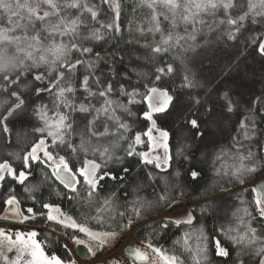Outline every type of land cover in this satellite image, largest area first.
Instances as JSON below:
<instances>
[{"label": "snow or ice", "instance_id": "snow-or-ice-1", "mask_svg": "<svg viewBox=\"0 0 264 264\" xmlns=\"http://www.w3.org/2000/svg\"><path fill=\"white\" fill-rule=\"evenodd\" d=\"M101 5H106L112 12V19L108 22L98 19ZM139 5L147 7L151 12L152 26L147 29V32L153 34L154 38L150 43L142 45L150 50V55L145 58L137 56L134 51L130 52L128 70L117 73L116 62L124 63L125 56L119 52L102 56L88 44L93 41H106L105 33L122 39L117 35L122 32L119 23L120 0H99L98 4H90L89 0H0V78L6 82L0 84V91L7 93V98L0 101V108H3V112L0 113V127L8 132V119L25 113V100L21 92L10 91L9 88L13 85H20L22 78L31 75L33 81L43 85L34 88L35 94L40 96L48 93L53 97L51 108L47 104H41L33 109V114L43 123L42 127H36L34 131L41 133L42 136H50L53 146L64 144L73 152L79 151L85 154L90 151L100 161L85 159L82 167L73 169L64 156H59V161L52 172V176L64 188L75 194L71 197L73 199L80 195L78 185L82 183L85 186V200L89 207L95 209L96 215L82 214L85 217L82 222L64 213L58 205L42 201L41 209L29 207L26 211L31 215H24L20 211V201L14 194L15 189L10 185L7 188L9 194L4 203L14 206L16 215L21 217L22 221L33 220L40 215L48 221L62 225L65 229L71 228L76 230V233H83L84 238L74 233L68 235V239L77 246H83L90 256H96L97 251L109 247L110 242L115 241L123 231L131 228L135 220L142 218L144 210L152 205L150 201L137 198L133 201L131 215L117 211L116 215L112 216L110 213L115 208V193L103 199L99 198L101 181L107 177L117 179L111 172L102 171V168L106 167L108 161L122 160V157L116 155V150L122 141H129L127 133L131 131V125L121 114L132 116L130 107L132 104L143 102L147 105L148 110L143 112V116L152 122V126L144 133H135L124 151L127 156L140 157L145 165L152 164L158 169L165 170L163 166H170L169 162L172 160L168 144L171 134L167 130L158 128L152 117L153 113H165L170 107L175 106L173 101L176 100V96L170 91V86L165 85V78L179 74L182 78L181 87L196 86L194 76L187 65V53L196 47L194 43H189L197 39L199 29L196 25H206L205 17H216L217 13L222 11L223 18L219 19L218 23L229 26L225 35L228 40L234 41L244 29L247 21L251 19L252 23H257L259 22L257 18L264 20V0H247L246 10L236 16L232 15V10L244 7V5L238 6L236 0H139ZM69 10H75L76 14H72ZM84 13H88L90 19L100 27L90 28L83 18ZM163 21L169 22L167 29L163 26ZM181 23L191 27V31L185 27L184 33L181 34L177 30ZM208 26L212 31L211 25ZM136 31L143 35L145 29L138 24ZM157 33L159 34L158 40L155 39ZM129 35L130 37L132 35L131 27ZM125 43L134 47L140 45V40L130 38ZM257 51L264 56V41L257 44ZM164 56H168L170 60H161V63L152 67L150 75L139 71L134 66V62L148 63L149 60ZM117 75H121L125 81L129 82L127 87L125 83L118 81L114 87L113 81ZM132 75L136 76V83H130ZM141 87L144 91L140 90ZM78 91L81 92L79 98L76 96ZM121 97L125 98L127 103L123 102ZM94 99L99 106L92 102ZM222 100L223 106L219 114L214 105L205 104L203 114L193 113L183 117V125L189 133H193L194 130L196 137L204 139L212 132L214 125L218 124V117L238 110V102L234 101L228 92L223 93ZM195 103L200 104V100L196 99ZM255 103L264 106V97H257ZM76 114L82 116L86 124L85 130L80 133V143L73 145L71 133L75 131ZM260 115L261 113L255 107H248L247 114L238 121L237 136L234 137L235 152L227 160L224 158L227 154L223 152V149L221 153L216 154L214 163L219 162L220 166L214 169L215 175L231 176L238 183L244 184L245 176L264 168V157L258 159L252 149L244 144V141L256 139L257 116ZM98 122L103 126L102 131L98 129ZM110 123L115 125V132L110 130ZM154 130L159 133L158 143L153 135ZM183 131L184 128L177 129V152L180 155H184L186 149L190 147L187 143L179 142ZM110 135H115V140L108 143L101 142ZM142 136L147 137L151 149L147 152H136L135 146L145 143ZM93 139L97 141L95 144L92 143ZM158 147L164 150L162 163L160 156L152 155ZM38 150L42 151L49 160L55 159L53 154L47 150L46 139L41 138L22 158V168L30 169V160L41 159ZM123 171L127 172L128 169L125 168ZM189 174L193 179L200 176V172L195 169ZM30 175V171H18L8 161H4L0 163V188L5 187L9 178L24 185ZM176 175L179 176V172ZM78 176L80 179L77 178ZM155 178L149 173V179L154 180ZM24 191L36 192L38 186L25 187ZM210 191L211 188L206 190L205 195H208ZM254 191L256 192L254 210L257 215H253L248 208H238L233 213L237 224L221 225L218 236L212 241L215 256L229 258L233 252L235 253L231 264H247L246 258L251 257L256 258L255 264H264V224L261 225L259 231L252 226V221L256 220L257 216L260 221H264V185ZM124 195L127 193L125 192ZM159 200L167 204L173 202L167 194H161ZM240 202L245 203L243 199ZM210 207L211 205L208 204L202 205L201 216L207 213ZM42 209L49 211L44 213ZM106 213L109 214L108 220L115 223V227L109 224L106 230H94L87 226L89 219L95 220L97 224H105L104 214ZM125 217L127 218L121 224L120 220ZM170 223L177 227L185 225L190 229L175 241V245L179 246L183 253L191 256L193 264H211L206 243L208 237L204 225L197 221V217L189 211L182 219L164 222L162 228L167 229ZM37 235L38 232L35 230L28 233L19 232L13 240L5 230L0 229V237L9 242L8 251H12L15 247L18 253L16 259L10 260L9 264H22V262L23 264H77L71 256L64 259L59 255L47 253L42 243L35 239ZM58 242L55 229H53L51 243L55 245ZM142 243H146L145 249L129 246L126 250L132 264H160V262L162 264H185V258L181 254L175 251L169 252L154 245L150 238H146V241ZM62 246L65 250H69L67 243ZM0 247H3L2 241H0ZM148 250H151V253ZM151 254H155L156 259ZM4 259L9 258L4 257ZM115 264H120V261L117 260Z\"/></svg>", "mask_w": 264, "mask_h": 264}, {"label": "trees", "instance_id": "trees-1", "mask_svg": "<svg viewBox=\"0 0 264 264\" xmlns=\"http://www.w3.org/2000/svg\"><path fill=\"white\" fill-rule=\"evenodd\" d=\"M237 5H244L243 8L237 7L232 10V15L236 16L241 11L246 10L247 0H236ZM90 4H98L99 0H89ZM121 15L120 26L122 32L117 34L122 39H117L110 33H105L106 41L89 42L88 46L94 48V51L100 52L102 56H107L113 52H119L125 56L124 63L116 62V72L123 73L128 70V57L130 52L134 51L137 56L149 57L150 50L142 47V45L150 43L153 40V34L148 33L147 29L152 26L150 21L151 12L147 7H140L139 0H120ZM72 14H76L75 10H69ZM85 21L89 27L99 28L100 25L92 21L88 13H84ZM223 18V12H218L216 17H205L206 25L197 24L199 29L197 32V39L194 43L196 47L193 51L187 53V65L191 70V74L195 79V87L187 88L181 87L182 78L177 74L173 77L165 78V85L170 86V91L176 96L173 101L174 107H170L165 113L155 114L156 126L162 130L170 132L171 137L168 141L170 155L172 160L169 162L170 166H163L165 170L156 168L154 165H145L140 157L133 155L127 156L124 148L127 143L131 141L135 133H144L151 127V123L143 116V112L147 111V105L143 102L130 105L133 115L127 116L121 114L127 123L131 125V131L127 133L129 141H122L120 147L116 150V155L123 159L117 161L115 159L108 161L106 167L102 171L111 172L117 179L107 177L101 181V190L99 198L109 196L115 193L114 210L110 215L115 216L117 211L127 212L131 215V209L134 206L133 201L140 198L145 201L152 202L150 208H146L142 213V218L134 221L131 228L123 231L121 235H127L133 232V238L139 242H145L146 238H150L151 242L162 249L169 252L175 251L185 258V264H193L191 256L188 253H183L179 246L175 245V241L179 239L185 231L190 229L181 225L177 227L174 224H169L167 229L162 228V224L168 220L162 217L168 210L177 205H187L191 207V212L197 217V221L202 223L205 228V233L208 237L206 241L209 249V258L211 264H231L235 253L229 258H220L215 256L213 250V239L218 236L219 227L221 225H236L237 220L233 213L236 210L248 208L255 212L256 192L253 184L264 178V168L255 173L245 176V183H238L231 176H217L215 175V168H218L219 162H215L216 154L226 153L227 160L232 155L236 146L234 145V137L237 136L238 121L247 114L249 106L255 107L260 113L257 116V136L252 141H244L246 147H250L256 154L257 158L264 157V106L260 103H255L257 97H264V56H261L257 51V44L264 41V20L257 18L259 22L252 23L251 19L246 22L244 29L238 35L236 40H228L225 33L229 30L227 24L220 25L219 19ZM99 20L108 22L112 19V12L106 5H101ZM215 21V22H214ZM144 27L145 32L140 35L136 31L137 25ZM211 25L212 31L209 30ZM163 26L167 29L169 27L168 21H163ZM132 29V35H129V28ZM185 27L191 31V27L180 24L177 29L181 34L184 33ZM135 38L140 40V45L129 46L125 43L126 40ZM67 39V38H65ZM155 39H159V34H155ZM255 40V42H253ZM161 60L169 61L168 56L149 60L148 63L134 62V66L139 71L146 74H151V69L156 64L161 63ZM102 67H105L102 65ZM83 71V69H81ZM136 76L132 75L130 83H136ZM125 83L127 87L129 82L125 81L121 75H117L113 81L114 87L116 82ZM143 82V81H142ZM6 82L0 78V84ZM43 86L40 82L33 81L31 75L22 78L20 85H13L9 90H18L21 92L25 100V113L10 117L7 121L9 131H3L0 127V163L8 161L13 168L19 170L30 171L31 175L24 185H20L9 178L4 188H0V213L4 207V201L8 196L7 188L10 185L15 189L14 194L17 199L24 205L41 209V201L44 203H51L58 205L63 212L72 216L78 222L84 221L85 217L96 215L95 209L89 207L85 200V186L81 183L78 188L80 195L75 196L70 190L60 185L52 176L50 167L41 161L30 160V169L22 168L23 157L31 150L41 138H48L42 136L41 133L35 132L34 128L42 127L43 123L33 114V109L37 105L47 104L52 107L53 97L48 93H43L37 96L34 92L35 87ZM139 87V85H137ZM131 90V89H129ZM141 91L144 89L141 87ZM228 92L234 101H237L239 108L237 111L224 115L219 118L218 124L214 125L213 130L204 139L196 137L193 133H189L187 128L183 125V117L191 114L201 115L204 113V105L212 104L215 106L217 114L220 113L223 100L222 95ZM81 92H77L76 96L79 98ZM7 98V93L0 91V101ZM123 102L127 100L120 98ZM139 101V97L136 98ZM199 99L200 104H196L195 100ZM93 103H97L94 99ZM97 106L99 104L97 103ZM3 108H0V113ZM51 116L52 113L50 112ZM76 123L74 124L75 131L71 133V143L78 145L80 143V133L85 130L86 120L79 114H76ZM203 123V122H202ZM110 130L115 132V125H109ZM184 128L180 134L179 142L181 144L187 143L188 147L184 155L177 152V129ZM98 129L103 130V126L98 122ZM115 135H110L102 143H108L115 140ZM67 139V137H66ZM87 139V137H85ZM97 141L92 140L95 144ZM51 151L55 155L64 156L70 167L78 169L82 167V162L85 159H97L89 151L87 154L83 152H73L67 145L61 144L53 146L51 143ZM231 163V160H229ZM127 168L125 172L123 169ZM195 169L200 172V176L193 179L190 176V171ZM179 172V176L176 173ZM149 173L154 177V180L149 179ZM32 185L38 186L36 192H25V187ZM231 187H236V190L229 191ZM211 188L208 195H205L206 190ZM225 193L218 195L220 191ZM127 195H124V193ZM59 193V194H58ZM67 193V195H65ZM161 194H167L172 203L167 204L159 200ZM32 197H35L34 199ZM241 199L245 203L241 204ZM211 205L208 212L201 216V206ZM45 213V209H42ZM108 213L104 214L105 224H97L93 219L87 221V226L94 230H106L109 224L115 227L113 221L108 220ZM148 217H155V219L147 221ZM124 219L120 220L123 224ZM264 221H260L257 216L256 220L252 221V226L256 227L258 231ZM55 229V237L59 242L55 245L51 243L53 234L43 233L41 241L47 252L61 256L67 259L68 256L73 258L69 250L63 248L65 243L64 238L59 234L70 235V229H65L62 225L53 223ZM47 241V242H46ZM146 244V243H143ZM247 264H255L256 258H246Z\"/></svg>", "mask_w": 264, "mask_h": 264}, {"label": "rangeland", "instance_id": "rangeland-1", "mask_svg": "<svg viewBox=\"0 0 264 264\" xmlns=\"http://www.w3.org/2000/svg\"><path fill=\"white\" fill-rule=\"evenodd\" d=\"M155 114L158 113H153V120H155ZM150 123L152 124V122L150 121ZM152 126V125H151ZM153 135L154 137L157 138V143L159 142V133L156 132L155 130L153 131ZM48 138H44L46 139V144H47V150L49 152L52 153L51 151V143H52V138L50 136H47ZM142 139H144L145 143L141 144V145H136L135 146V150L136 152H147L150 151L151 149V144L148 142L147 137L142 136ZM39 142V141H38ZM53 156L55 157V159L53 160V163H58L59 161V157L57 155H55L54 153H52ZM38 155H40L41 159L38 161L41 162H51L52 160H49L46 156L43 155L42 151L38 150ZM153 156H160L161 159V163L163 162L164 159V150L162 147H158L155 149L154 152H152ZM36 161V160H34ZM79 177V176H78ZM80 179V177H79ZM191 211V207L187 206V205H177L172 207L170 210H168L162 217L168 219V220H176V219H182L185 217V215ZM65 213V212H64ZM55 214V213H53ZM54 224H56L55 222H53ZM0 229H3V227H1ZM69 234H74L76 233V230L69 228ZM6 231V230H5ZM33 231V230H30ZM7 232V231H6ZM24 232V233H28ZM8 235L12 236L13 240L16 239V234L13 235L12 233L7 232ZM63 238L65 243L68 244V248L70 249L72 255H73V259L76 260L77 264H115V262L118 260L120 261V264H132L130 262L129 259H127L124 255H123V249L127 244H135L137 246H139L142 249L146 248V244H143L139 241H136L133 238V232L129 233L127 235H120L115 241L110 242V246L104 248L103 250L97 251L96 256H93V258L90 261H83L81 260L79 257H77L73 251V247H74V243H72L69 239L68 236H66L65 234L62 235L61 233H59ZM78 235H80L81 238H84V234L83 233H76ZM122 236L124 237L123 240H121ZM35 239L37 240V238L35 237ZM120 240L122 241L120 246L116 248V245H118V243L120 242ZM0 241L3 242V247H0V250H2L4 253H15L16 255H18L16 248L13 247L12 251H8V244L9 242L7 240H3L2 237H0ZM38 241V240H37ZM151 253V250H148ZM152 257L154 259H156L155 254H151ZM160 264H162V262H160Z\"/></svg>", "mask_w": 264, "mask_h": 264}, {"label": "flooded vegetation", "instance_id": "flooded-vegetation-1", "mask_svg": "<svg viewBox=\"0 0 264 264\" xmlns=\"http://www.w3.org/2000/svg\"><path fill=\"white\" fill-rule=\"evenodd\" d=\"M44 163L48 167H50V169H51V166L53 165V160L51 162H44ZM7 197H6V199H7ZM6 206H7V204L4 203L3 210L0 213V228L3 227L4 230H6L9 233H12L13 235H15L16 233H19V232L24 233V232H27L30 230H35L38 232V235L36 238L41 243H42L41 237H42L44 232L53 234V221H48L44 216H40V215H37L36 218L33 220H24L23 222H18L17 224H10V223L2 222L1 217H2L3 212L6 209ZM20 206H21V210H22L24 215H31L30 213H27V211H26L27 208H29V206H24L21 202H20ZM48 211H49L48 209H45V213H47ZM42 245H43V243H42ZM44 250L47 252V250L45 248H44ZM0 253H2V255H0V264H9L10 260H15L17 257V255L13 252L4 253L2 250H0ZM47 253H49V252H47ZM49 254L51 255L52 253H49ZM4 257H8L9 259L5 260ZM22 264H23V262H22Z\"/></svg>", "mask_w": 264, "mask_h": 264}, {"label": "water", "instance_id": "water-1", "mask_svg": "<svg viewBox=\"0 0 264 264\" xmlns=\"http://www.w3.org/2000/svg\"><path fill=\"white\" fill-rule=\"evenodd\" d=\"M56 164L57 163H53V165L51 166V172H53V169L56 167ZM54 177V176H53ZM55 178V177H54ZM78 178V177H77ZM79 179V178H78ZM56 180V179H55ZM59 184H60V182L58 181V180H56ZM60 185H62V184H60ZM262 185H264V178H261V179H259V180H257L254 184H253V186H254V188L255 189H258V188H260ZM63 186V185H62ZM64 187V186H63ZM237 188L236 187H231V188H229L228 189V192L229 191H233V190H236ZM69 190V189H68ZM225 193V191L224 190H222V191H220L219 193H218V195H221V194H224ZM20 211L22 212V210H21V206H20ZM23 213V212H22ZM5 217H7V218H5ZM153 219H155V217H148V220L147 221H150V220H153ZM1 220H2V222H5V223H10V224H17L18 222H23L22 220H21V217H19V216H17L16 215V212H15V208H14V206H9V205H7L6 206V209H5V211L3 212V214H2V217H1ZM123 236H122V238H121V240H123ZM120 240V242L118 243V245H116V248L117 247H119L120 246V244H121V241ZM129 246H133V247H139V246H137V245H135V244H127L125 247H124V249H123V255L127 258V259H129L130 260V262H132V260H131V258L127 255V248L129 247ZM73 251H74V253H75V255L77 256V257H79L81 260H83V261H90L92 258H93V256H90V255H88L87 253H86V250L84 249V247L83 246H77V245H74V247H73Z\"/></svg>", "mask_w": 264, "mask_h": 264}]
</instances>
